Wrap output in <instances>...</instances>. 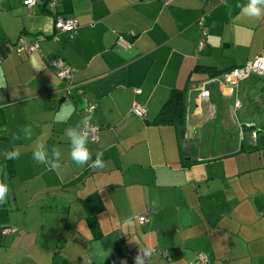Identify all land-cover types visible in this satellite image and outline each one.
<instances>
[{
	"label": "crops",
	"instance_id": "crops-1",
	"mask_svg": "<svg viewBox=\"0 0 264 264\" xmlns=\"http://www.w3.org/2000/svg\"><path fill=\"white\" fill-rule=\"evenodd\" d=\"M23 2L0 0V152L21 153L0 157L10 187L0 264H124L136 241L166 253L148 264H187L199 253L213 264H264V77L236 88L217 80L264 55V19L238 7L247 0H55L54 10L38 0L31 11ZM55 15L77 20L73 36L52 38ZM20 34L46 38L40 51L17 52ZM51 58L74 68L70 81L56 76ZM174 89L185 95L179 128L155 122ZM88 114L100 129L89 148L104 153L103 169L69 156L65 129ZM26 124L32 139L13 142ZM35 143L58 147L61 168L34 162Z\"/></svg>",
	"mask_w": 264,
	"mask_h": 264
},
{
	"label": "clouds",
	"instance_id": "clouds-1",
	"mask_svg": "<svg viewBox=\"0 0 264 264\" xmlns=\"http://www.w3.org/2000/svg\"><path fill=\"white\" fill-rule=\"evenodd\" d=\"M241 14L253 19H264V0H247L246 4L238 5ZM6 85L0 80V88ZM92 115L83 116L74 126L65 129L64 135L69 142V156L73 163L81 168L87 166L91 169H103L106 167V162L103 159L102 151H93L89 148V143L92 136ZM33 136L32 125L26 124L19 127L17 132L12 134L13 142L21 139L31 140ZM21 156L19 149H5L0 152V157L4 160H18ZM94 157V158H93ZM32 159L37 164L45 165L50 170L61 168L62 153L61 150L53 145L50 149L44 143H35L32 151ZM10 187L7 183L0 181V205L7 202ZM126 223L132 224L133 218H128ZM136 241V240H135ZM139 245L138 252L134 256V264H148V261L156 254V248L151 244L146 246ZM126 264V261L124 262Z\"/></svg>",
	"mask_w": 264,
	"mask_h": 264
},
{
	"label": "built area",
	"instance_id": "built-area-1",
	"mask_svg": "<svg viewBox=\"0 0 264 264\" xmlns=\"http://www.w3.org/2000/svg\"><path fill=\"white\" fill-rule=\"evenodd\" d=\"M38 0H24L23 4L31 11V7L37 3ZM166 1V0H162ZM48 8L50 10H54L55 8V0H48L47 2ZM207 14L204 13L200 19L198 20V24L200 26L201 37L197 42V49L200 50L205 45V36L208 32L207 26H205L204 21L206 19ZM54 27L56 33L52 35V38L57 39V34L59 32L68 33L70 36H73L74 32L78 27V22L73 18H65L61 15H55ZM45 35L39 34L32 39H28L26 34H20L15 43L14 49L17 52L25 51L27 53L40 51V41L45 39ZM118 42L120 44H126L122 38H119ZM49 65L53 67L56 76L59 79L70 81L74 74V68L67 63L62 58H51L49 60ZM252 75H257L260 77H264V55H256L253 59L247 61L245 64L233 67L222 74H220L217 78L218 81H221L225 85H228L231 88H236L238 84L246 79H248ZM136 92H140L139 89H136ZM65 95H69L70 91L68 88L64 90ZM241 103L237 101L235 103L236 108H240ZM96 104L88 103L85 107V110L91 112L95 109ZM131 112L136 116L141 117L145 114V108L134 104L131 107ZM92 123V122H91ZM256 125L254 122H244L242 128H254ZM92 136L90 142H96L99 139L100 129L97 125L92 123ZM257 130H251V137L254 141H256ZM136 219L143 223L148 221L146 215H136ZM9 229H5L8 231ZM156 252L162 253L166 257V253L164 251H160L156 249ZM134 256L132 253L127 252L123 257V262L126 261V264H134L133 260ZM187 264H213L210 257L205 253H199L196 257L189 261Z\"/></svg>",
	"mask_w": 264,
	"mask_h": 264
},
{
	"label": "trees",
	"instance_id": "trees-1",
	"mask_svg": "<svg viewBox=\"0 0 264 264\" xmlns=\"http://www.w3.org/2000/svg\"><path fill=\"white\" fill-rule=\"evenodd\" d=\"M47 2L48 0H46V3ZM155 122L158 124H173L178 128L184 125L185 95L183 89L172 90L168 100L165 102L160 112L158 113ZM124 255L121 258V262H123ZM114 263V261H110V264Z\"/></svg>",
	"mask_w": 264,
	"mask_h": 264
},
{
	"label": "water",
	"instance_id": "water-1",
	"mask_svg": "<svg viewBox=\"0 0 264 264\" xmlns=\"http://www.w3.org/2000/svg\"><path fill=\"white\" fill-rule=\"evenodd\" d=\"M179 130H180V135H181V137H182V135H183V134H182V133H183V128H180Z\"/></svg>",
	"mask_w": 264,
	"mask_h": 264
}]
</instances>
